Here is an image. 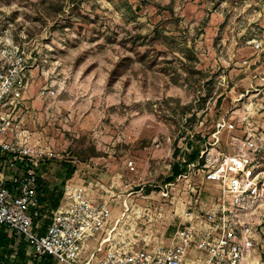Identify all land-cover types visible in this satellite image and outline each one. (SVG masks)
Masks as SVG:
<instances>
[{
    "label": "rangeland",
    "instance_id": "rangeland-1",
    "mask_svg": "<svg viewBox=\"0 0 264 264\" xmlns=\"http://www.w3.org/2000/svg\"><path fill=\"white\" fill-rule=\"evenodd\" d=\"M0 39L20 47L25 122L53 153L42 189L104 183L115 217L130 206L123 239L170 237L186 179L216 189L185 169L217 138L228 153L254 141L264 165V0H0ZM78 138L95 155L72 156ZM252 218L264 261V201Z\"/></svg>",
    "mask_w": 264,
    "mask_h": 264
},
{
    "label": "built area",
    "instance_id": "built-area-1",
    "mask_svg": "<svg viewBox=\"0 0 264 264\" xmlns=\"http://www.w3.org/2000/svg\"><path fill=\"white\" fill-rule=\"evenodd\" d=\"M21 81L20 47L0 39V224L22 236L33 253L49 254L58 264H264L257 251L261 223L252 218L264 201V165L250 152L259 150L254 141L245 142L249 151L228 153L216 137L211 150L201 151V162L186 165L190 175L184 177L201 175L216 189L186 179L190 191L170 237L123 239L119 226L130 206L125 201L115 217L116 193L98 180L69 181L59 204L43 213L39 169L53 153L25 122ZM127 166L134 169L135 161Z\"/></svg>",
    "mask_w": 264,
    "mask_h": 264
},
{
    "label": "trees",
    "instance_id": "trees-1",
    "mask_svg": "<svg viewBox=\"0 0 264 264\" xmlns=\"http://www.w3.org/2000/svg\"><path fill=\"white\" fill-rule=\"evenodd\" d=\"M83 139H76L75 143L71 145L70 150L72 151V156L78 159H84L95 155V147H87L83 144ZM198 150L191 154L189 159H194ZM42 161L40 164L41 171ZM76 170L75 164H70L66 171V177L71 178ZM178 171V170H176ZM46 191V189H43ZM53 192L48 193L45 197H41V202H45L48 197H54ZM57 201L60 200V194L55 195ZM28 243L24 240L22 236L16 235V233L7 228L5 225L0 224V264H57L53 257L49 254L38 255L35 253H30Z\"/></svg>",
    "mask_w": 264,
    "mask_h": 264
},
{
    "label": "crops",
    "instance_id": "crops-1",
    "mask_svg": "<svg viewBox=\"0 0 264 264\" xmlns=\"http://www.w3.org/2000/svg\"><path fill=\"white\" fill-rule=\"evenodd\" d=\"M40 179V178H39ZM52 191H48V189H46V192H45V194H43V197H45L46 195H48V193H51ZM57 192L60 194V200H61V197H62V192H63V188L62 189H57ZM54 193V192H53ZM57 193V194H58ZM56 194H54V196H55ZM60 200H59V202H60ZM59 202H56V203H54V206L52 207V208H55L58 204H59ZM42 204H46V200H45V202H43ZM51 208V209H52ZM50 209V210H51ZM8 228V227H7ZM32 251V250H31ZM33 252V251H32ZM58 264V263H57Z\"/></svg>",
    "mask_w": 264,
    "mask_h": 264
}]
</instances>
